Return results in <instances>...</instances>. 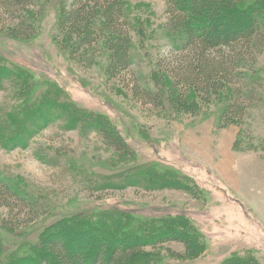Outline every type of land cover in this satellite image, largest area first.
<instances>
[{
    "label": "rangeland",
    "instance_id": "rangeland-1",
    "mask_svg": "<svg viewBox=\"0 0 264 264\" xmlns=\"http://www.w3.org/2000/svg\"><path fill=\"white\" fill-rule=\"evenodd\" d=\"M64 1L31 0L25 8L32 34L27 39L6 33L14 15L0 6V27H6L0 31V71L19 74L27 86L0 87V128L8 116L21 122L9 135L16 145L4 134L5 145H12L0 146V170L40 199L45 211L27 227L0 228L7 250L20 253L53 220L70 217L87 219L88 228L125 229L145 243L140 249L146 264H220L235 255L244 257L231 264H264V47L256 63L263 76L261 102L224 123L227 93L203 104L158 71L156 63L163 69L170 61L163 0H125L133 63L117 78L107 74L112 33L103 29L95 45L70 47L68 30L58 24ZM141 73L161 90L160 105L130 97ZM171 95L184 97L186 105L172 102ZM20 104L37 116H14ZM101 120L118 132L127 151L106 144ZM7 209L0 206V221ZM15 210L18 221L31 215ZM163 227L189 232L197 247L177 240L154 243L151 236ZM6 257L0 251V260Z\"/></svg>",
    "mask_w": 264,
    "mask_h": 264
},
{
    "label": "trees",
    "instance_id": "trees-1",
    "mask_svg": "<svg viewBox=\"0 0 264 264\" xmlns=\"http://www.w3.org/2000/svg\"><path fill=\"white\" fill-rule=\"evenodd\" d=\"M163 2L165 23L162 27L164 36L170 42V61L162 67L163 69L156 63L158 71L167 75L174 86L183 87L203 104L217 100L223 93H227L228 99L221 112L224 123L245 116L252 103L261 102L260 88L263 86V76L256 63L258 54L264 47V0ZM29 3H32L31 0H0L4 12L14 15L11 27L6 30L3 25L0 31L6 30L7 34L18 39L31 37L28 24L31 19L26 18L30 11L25 9ZM97 17L101 18V22L93 25L92 21ZM58 24L68 30L70 47L75 49L95 45L103 29L112 33L113 38L108 41V77L117 78L132 65V21L125 0H65ZM20 79V75L15 72L0 71V87L9 83L17 90L27 88ZM25 84H34L32 76ZM129 92L131 98L156 106L163 101L161 90L152 89L143 73L130 86ZM169 98L172 102L186 105L184 97L171 95ZM26 99L27 97L23 99L24 102ZM22 104L13 109L14 116L18 113L28 118H32L33 114L37 116L38 113L34 112L32 107ZM66 114L73 118L78 116L77 111L68 110ZM40 120L41 117L36 118L35 125ZM15 122L20 126V120L10 116L4 121V126L0 128V131H3V134H0V146L6 143L4 134L7 136V142L17 144L15 138L11 139L15 135L9 137L14 133L12 129L17 125ZM98 122V129L106 144L122 153L128 150L129 147L116 130L102 120ZM12 143L5 146L11 147ZM42 205L40 199L24 190L17 180L0 170V206L8 208V216H11L15 209L17 214L21 213V209L31 214L22 221H18L13 215L1 218L0 228L11 230L19 224L29 226L45 212H40ZM81 223L77 218L70 217L53 220L44 227L38 241L29 244V247L20 253L7 250L9 246L0 239V251L7 255L5 259L0 260V264H146L144 260L147 257L140 249L145 243L128 234L125 229L117 228L120 229L117 233L107 232L98 224L90 223L88 228L87 219L82 223V227H79ZM104 225L116 226L111 223ZM161 227L162 223L157 230ZM150 228L156 230L153 226ZM159 233H162L161 236H151V240H155L154 243L177 240L197 247L189 232L187 234L179 229L170 230L163 227ZM168 235H171L169 239ZM243 257L244 255H235L232 261L220 264H231Z\"/></svg>",
    "mask_w": 264,
    "mask_h": 264
}]
</instances>
